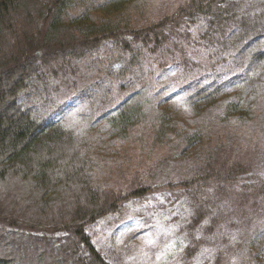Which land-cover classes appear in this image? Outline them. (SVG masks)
<instances>
[{"label": "trees", "instance_id": "1", "mask_svg": "<svg viewBox=\"0 0 264 264\" xmlns=\"http://www.w3.org/2000/svg\"><path fill=\"white\" fill-rule=\"evenodd\" d=\"M136 2L0 0V264H111L89 228L158 190L191 202L194 227L209 218L249 223L250 249L264 241V174L257 169L264 157V0H182L146 14ZM198 62L209 66L194 72ZM230 63L238 66L233 74ZM67 68L73 80L88 79L81 101L92 115L112 94L162 98L160 75L174 78L200 110L187 125L181 108L164 104L150 131L184 147L202 142L204 166L162 185L139 168L114 180L122 142L112 143L104 162L103 142L38 111L48 81ZM136 102L117 105L109 120L116 133L134 137ZM232 123L240 129L234 145L210 142L216 124ZM206 264L225 261L217 253Z\"/></svg>", "mask_w": 264, "mask_h": 264}, {"label": "rangeland", "instance_id": "2", "mask_svg": "<svg viewBox=\"0 0 264 264\" xmlns=\"http://www.w3.org/2000/svg\"><path fill=\"white\" fill-rule=\"evenodd\" d=\"M181 1L137 0L136 4L139 5V14H146L167 11L173 3L178 5ZM180 62L181 57L178 58ZM191 66L198 73L209 65L198 62ZM237 67V64L230 63L226 71L233 74L231 68ZM66 70L67 73L60 74L57 82L48 81L50 84H47L45 95L38 104V111L50 121L63 118L79 136L90 142H103L100 143V153L104 162L110 158L112 143L122 142L120 151L114 154L123 161L114 168V180L121 181L130 168H139L148 182L162 185L189 177L204 166L206 152L202 142L184 147L179 143L168 142L162 132L154 134L150 131L148 124L155 116V110L164 104L174 103L181 108L186 113L182 120L187 125L191 124L196 118V111L200 110L189 106L174 78L167 77L165 73L160 75L162 98L150 93L141 100L139 97L136 99V94L125 99H113L112 94L108 103L99 106L102 111L95 110L97 114L92 115L91 104L81 101L83 93H86L81 89L88 79L78 75L74 81L69 75V68ZM171 72L172 69L168 73ZM134 100L137 102L133 104L132 115L139 124L131 133L134 137L129 138L130 133H116L109 120L119 106ZM215 128V138L210 142L216 143L221 139L229 146L235 144L239 127L232 123L216 124ZM257 169L264 174V157L259 159ZM192 215V204L187 198L176 199L170 191L158 190L144 200L128 202L121 213L99 220L89 228V233L96 247L111 264H206L212 262L217 253L224 258L225 264H264V241L261 240L259 247L250 249L248 237L253 225L248 223L246 227H239L227 225L222 220L215 224L209 218L201 226L194 227ZM150 240L153 243H149ZM192 243L194 250L191 253L189 246Z\"/></svg>", "mask_w": 264, "mask_h": 264}, {"label": "snow or ice", "instance_id": "3", "mask_svg": "<svg viewBox=\"0 0 264 264\" xmlns=\"http://www.w3.org/2000/svg\"><path fill=\"white\" fill-rule=\"evenodd\" d=\"M149 243H153V241L150 240Z\"/></svg>", "mask_w": 264, "mask_h": 264}]
</instances>
